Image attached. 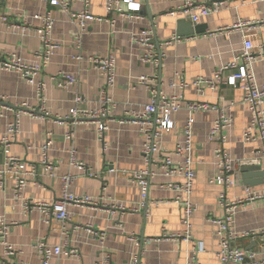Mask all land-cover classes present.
<instances>
[{"label":"crops","instance_id":"crops-1","mask_svg":"<svg viewBox=\"0 0 264 264\" xmlns=\"http://www.w3.org/2000/svg\"><path fill=\"white\" fill-rule=\"evenodd\" d=\"M198 1L208 4L218 0ZM225 1L228 8L203 18L197 24L206 25V33H194L181 37L180 42H172L173 36H179L180 21L184 20L167 14L180 7L183 0H146L144 17L138 21L117 15L109 18L104 0H91L90 11L94 16L109 18L115 23L90 24L83 35L82 49L78 50L77 27L62 8L49 7L40 0H0V54H17L25 62L32 63L34 55L42 49L37 33L41 22L34 17L48 12L56 18L52 38L60 46L36 79V84L45 85L44 101L37 97L36 85L16 72L0 69V98H3L0 107H4L0 114V133L5 132L8 123L18 114L21 122L20 134L12 143L11 154L27 163L38 164L41 147L47 141V134L51 133L53 144L49 156L57 166L53 177L45 174L42 168L37 176H30L18 199L12 179H6V184L0 188V217L12 224L7 242L15 251L13 256L6 255L7 249L0 238V263L41 264L35 245L42 240L51 246L63 245L65 228L68 242L79 250L80 257H63L53 260V264H98L105 252L110 254L113 264H133L135 256L139 257L140 264H222L217 255L218 227L209 221L224 217V208L219 202L223 189L214 182L219 176L216 150L223 147L235 159L255 160L256 153L263 148L259 139L250 143L243 141L250 114L240 87L222 85L216 90L204 87L205 92L199 94L193 86L199 78H211L216 71L234 61L246 39H251L256 47L264 45V25L251 30H225L240 22H262L264 0ZM72 5L74 10L83 7L80 1ZM147 30L152 32L155 43L160 44L163 57L159 66L144 64L140 60L144 49L137 37ZM110 54L116 56L118 72L115 87L110 90L115 107L107 119L109 131L105 133L103 142L94 123L83 120L73 125L67 117L74 107L76 94L83 97L82 107L85 109L100 107L99 97L106 81L89 62V57H107ZM79 55L82 60H77ZM255 71L259 82L264 83V60L255 64ZM63 73L77 77L78 83L74 88L64 90L58 86L56 78ZM178 73L187 81L188 87L179 88L176 82ZM142 76L158 77L161 91L168 96H181L185 102L208 103L218 109L197 113L194 125L196 177L192 200L197 212L192 219V236L196 245L203 244L204 252H189L190 248L182 241L150 242L161 238L164 233L172 235L184 231V205L175 203L181 196L167 188L179 180L165 177L161 171L149 183L145 209L141 206L142 191L131 181L132 174L145 167L142 155L144 137L141 127L131 118L141 113L150 101L148 89L139 83ZM24 103L42 109L44 116L36 118L21 110ZM222 113L232 119V125L223 129L221 136L211 139L210 133ZM188 117L186 108L172 116L177 126L173 131L162 134L163 153L172 156L177 144L183 141V126ZM68 133L73 135L72 140L67 138ZM72 151L76 152L77 161L84 163L93 176L73 166ZM164 156L162 154L160 158ZM5 164L6 156L0 148V171ZM251 166H258L264 172L263 164ZM67 175L74 178L70 188L72 194L90 197L99 205H70V221L65 226L37 208L26 210L24 200L53 202L59 199L63 193L62 178ZM247 188L263 197L239 207L232 226V232L236 234L264 230V181L259 179L253 186H248L239 169L236 184L228 190L227 196L230 200L241 198ZM120 205L140 211H123L119 209ZM101 232L107 234L104 249L94 236V233ZM132 235L138 242L131 240ZM232 245L247 252H256L257 260L264 258L262 235L239 237L233 240Z\"/></svg>","mask_w":264,"mask_h":264},{"label":"built area","instance_id":"built-area-1","mask_svg":"<svg viewBox=\"0 0 264 264\" xmlns=\"http://www.w3.org/2000/svg\"><path fill=\"white\" fill-rule=\"evenodd\" d=\"M44 4L52 8H62L68 14L70 21L76 25L77 32L76 48L82 49L83 35L88 31V27L92 23H102L104 21L115 23L110 20L114 15L128 20H142L144 17V5L146 0H104L105 9L109 18L96 17L90 11L91 0H40ZM80 1L83 4L82 9L74 10L72 8L73 2ZM228 8L227 1L218 0L212 1L208 4L201 3L198 0H183V4L175 10L169 12L167 15L175 17L179 20L189 21L197 25L203 18L219 14L224 9ZM112 16V17H111ZM41 22V27L37 31L39 38L42 41V49L34 55L32 63H27L17 54H0V69L4 71H13L27 79L32 85H36L38 89L37 97L44 101L45 85L43 83L36 84V79L43 72L44 68L51 61L55 51L60 47L53 41V31L56 25V18L52 12L45 15H37L34 17ZM257 25H264L262 22H240L233 29H247L256 28ZM180 36H173L172 42H180ZM138 43L144 49V55L140 60L144 64L159 66L162 53L160 44H156L152 36V32L143 31L140 37H137ZM82 56H77V60H82ZM259 60H264V45L256 47L251 39H246L240 54L232 62L227 63L224 67L216 71L211 78H199L193 83V86L199 94H203L204 87L211 90L218 89L219 86L228 85L233 88L242 89L244 91V104L247 106L250 114V121L246 126L243 134V141L245 143L253 142L259 139L263 145L261 151L256 153L255 160H238L233 158L223 147L216 150L217 167L219 169V176L214 182L222 187L223 192L220 194L219 202L224 208L223 218H211L209 221L218 227L217 240L218 252L217 255L222 264H264V258L257 260L258 254L256 252H247L232 245L233 240L239 237H256L257 235L264 236V230L260 232H246L243 234H236L232 232V226L235 223V216L241 205L245 203L254 202L261 199V194L252 192L250 188L246 189V193L241 198L230 200L227 196L229 189L236 184V175L238 170L245 166L264 165V83H260L255 71V64ZM89 62L92 66L99 70L101 76L106 81V87L102 90L99 97L100 107L92 110L82 107L84 99L81 95L76 94L74 97V107L70 110L68 120L75 125L77 122L83 120L91 121L96 125L100 141L104 142V136L109 131L107 119L115 107L113 97L110 90L115 87L117 80V59L113 54L107 57L90 56ZM232 74H229V73ZM228 73V74H227ZM176 82L179 88H186L189 86L187 81L182 78L181 74H176ZM57 84L61 89L68 90L74 88L78 79L73 74H60L56 78ZM139 83L148 89L150 101L141 113H136L131 118L135 124L141 127V133L144 137V144L142 147V155L145 162V167L132 174L131 181L134 185L140 187L142 191V208H146V201L149 196V183L158 176L161 171L165 177L179 180L177 183H172L167 186L171 191H176L181 197L175 200V203H183V217L182 224L184 231L178 234L164 233L161 238L150 240V242H160L168 240L172 242H183L189 249V252L197 250L204 252L203 244L196 245L192 236V219L197 212V207L193 203L192 194L194 182L196 177L195 162L193 160L194 152V125L195 115L208 111L218 110L216 106H212L204 102H185L181 96H168L161 91L156 76H142ZM175 82L173 81L172 84ZM3 98H0L2 101ZM4 108V107H3ZM0 107V114L3 110ZM21 110L31 113L32 116H44L43 110L31 107L24 103L20 106ZM183 108L189 111V117L183 126V141L177 144L172 156L162 152L161 137L164 132H171L176 128V122L172 119L173 115L178 114ZM48 115V114H47ZM232 125V119L228 118L223 113L215 122L214 127L210 133V138L215 139L222 135L223 129ZM21 122L18 114L10 123L4 133H0V148L6 156V164L3 170L0 171V188L6 184V179H12L15 182V197H21L23 190L27 187L30 176H37L39 170L42 168L43 172L50 177L55 176L57 169L56 164L51 160L49 152L53 144L52 134H47V141L41 147V160L37 164L27 163L25 160L13 156L11 154L12 143L20 134ZM67 138L73 139V135L68 133ZM76 152L72 151V164L79 170L89 172L90 170L84 163L77 161ZM164 154L163 158H160ZM74 178L70 175L62 178L63 193L61 197L53 202H40L35 200H24V207L26 210L32 208L39 209L46 216L58 221L63 226L70 221L68 207L70 205L76 206H92L96 207L99 202L92 200L90 197H80L71 193ZM183 196V197H182ZM119 209L129 212H138L137 208H126L122 205ZM4 218L0 217V238L3 239L2 244L6 247V255L13 256L15 251L7 242V237L11 229ZM66 240L63 245L51 246L45 240L39 241L35 248L37 249L41 264H53V260L60 258H78L80 252L76 248H72L68 242V233L65 231ZM99 244L103 248L107 234L105 232L94 233ZM131 240L138 242V239L132 235ZM104 249V248H103ZM2 264V263H0ZM24 264V263H21ZM98 264H113L110 254L104 253L102 259ZM133 264H140V259L135 256ZM188 264H195L189 262Z\"/></svg>","mask_w":264,"mask_h":264},{"label":"water","instance_id":"water-1","mask_svg":"<svg viewBox=\"0 0 264 264\" xmlns=\"http://www.w3.org/2000/svg\"><path fill=\"white\" fill-rule=\"evenodd\" d=\"M206 30V25H195V27H193L192 24L180 21L178 34L180 37H188L194 33H206ZM241 171L245 184L248 186H253L259 179L262 182L264 181V172L260 171V167L258 166H245L241 168Z\"/></svg>","mask_w":264,"mask_h":264}]
</instances>
